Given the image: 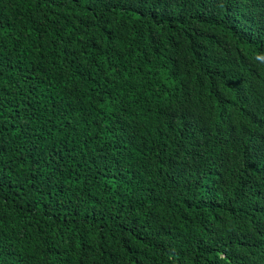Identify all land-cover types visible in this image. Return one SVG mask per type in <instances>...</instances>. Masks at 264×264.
<instances>
[{
	"label": "trees",
	"instance_id": "16d2710c",
	"mask_svg": "<svg viewBox=\"0 0 264 264\" xmlns=\"http://www.w3.org/2000/svg\"><path fill=\"white\" fill-rule=\"evenodd\" d=\"M0 264H264V0H0Z\"/></svg>",
	"mask_w": 264,
	"mask_h": 264
}]
</instances>
